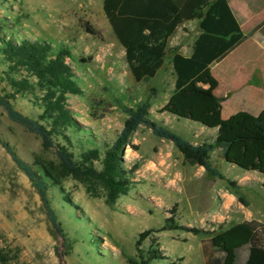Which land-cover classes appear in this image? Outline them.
Wrapping results in <instances>:
<instances>
[{"label":"rangeland","instance_id":"1","mask_svg":"<svg viewBox=\"0 0 264 264\" xmlns=\"http://www.w3.org/2000/svg\"><path fill=\"white\" fill-rule=\"evenodd\" d=\"M3 20L7 21L4 30L8 39L11 36L14 39L28 37L50 44L55 50L65 47L70 51L71 56L65 58V62L72 72L71 80L77 93L66 95L65 107L101 144L113 141L120 132L126 119L122 107H134L148 100L149 118L156 123L161 119L159 113L174 88L169 56L154 78L135 82L128 70L124 50L103 14L102 0H0V22ZM85 24L97 35L87 33ZM181 44L178 31L169 47ZM5 70L0 62L1 94L10 92ZM12 104L29 117L37 118L41 113L33 105L31 96L18 95ZM178 121L171 124L173 130L165 127L185 140L192 135V125L200 126ZM214 137L213 131H207L192 140L211 143ZM0 139L8 143L24 162L37 170L46 169L54 177V181L50 179L48 197L70 244L66 253L31 182L0 145V264L138 262L135 246L138 234L147 229L160 230L172 215L180 226L189 223L193 227L203 225L205 230L218 229L214 223L204 225L198 216L189 215L181 173L171 171L172 166L157 164L154 155L160 147L159 138L145 126H139L131 137L137 149L128 146L123 150L122 158L128 166L137 163L139 167L131 176L130 188L112 205L106 203L107 189L100 181L65 174L54 150L44 149L40 139L11 121L2 107ZM71 142L69 150L77 158L81 146L75 139ZM56 143L67 145L61 138H57ZM213 151L209 158L211 165L218 166L217 169L226 175L255 174L234 166L225 171L223 166L232 165L220 163L223 159L221 148ZM172 161L175 167L181 168V160L173 158ZM250 188L253 191L243 187L241 195L253 208L260 207L264 193ZM153 236L158 250L167 259L151 264H205L202 244L206 236L181 230L158 231ZM149 245L150 241L145 240L140 249L145 251Z\"/></svg>","mask_w":264,"mask_h":264},{"label":"trees","instance_id":"2","mask_svg":"<svg viewBox=\"0 0 264 264\" xmlns=\"http://www.w3.org/2000/svg\"><path fill=\"white\" fill-rule=\"evenodd\" d=\"M102 11L114 38L124 50L135 82L154 78L169 56L174 88L162 112L216 129L213 141L194 145L152 121L148 111L150 103L146 100L134 107H122L126 119L120 132L113 141L101 144L65 107L66 95L77 93L71 80L72 72L65 62V58L71 56L70 51L65 47L55 50L50 44L28 37L8 39L4 30L7 21L3 20L0 22V62L5 66L10 92L0 93V107L7 117L36 135L44 149L54 150L65 174L100 181L107 189L108 205L132 185L131 176L139 164L128 166L122 153L128 146L137 149L131 137L139 126H145L157 138L170 141L186 162L203 167L209 177L225 180L234 189L237 200L248 206L236 183L226 180L209 161L210 153L221 148L225 162L243 171L264 175V111L257 116L241 111L224 120L221 103L215 95L218 83L210 66L243 39L228 0H102ZM193 20L198 21L201 33L193 42L191 55L186 57L179 52V47H169V39L184 22ZM84 29L97 35L88 24ZM18 95L32 97L33 105L41 111L37 118L13 107L12 100ZM57 138L67 145L56 143ZM71 139L81 146L77 158L69 150ZM0 145L31 182L48 222L67 253L70 244L48 197L50 179L54 181V177L46 169L37 170L24 162L1 139ZM172 230L206 236L203 244L206 264H264V224L242 222L228 228L219 225L217 230L210 231L177 225L173 215L160 230L147 229L138 234L135 242L138 262L129 260V264L166 260L153 234ZM145 240H149L150 245L142 251L140 246Z\"/></svg>","mask_w":264,"mask_h":264},{"label":"crops","instance_id":"3","mask_svg":"<svg viewBox=\"0 0 264 264\" xmlns=\"http://www.w3.org/2000/svg\"><path fill=\"white\" fill-rule=\"evenodd\" d=\"M228 4L240 26L243 39L237 47L210 66L211 73L218 83L215 95L221 103V118L224 120L241 111L253 116L264 111V0H228ZM178 31L181 33L183 42L179 46V52L188 57L192 53L195 38L201 33L198 21L184 22L177 28L176 33ZM159 115L161 119L156 120L158 124L168 126L170 129H172L171 124L178 123V120L191 122L186 119H178L166 112L159 113ZM196 127L198 126L192 125L190 128L192 135L189 139L186 138L194 145L201 144L192 140V138H198L199 134L213 131L216 136V129H208L200 125L197 130ZM158 143H160V147L154 158L157 164L163 163L164 166H172L171 171L176 170L181 173L180 177L190 216H198L204 221V225L214 223L216 226L223 225L226 228L251 221L264 224V199L261 200L260 207L253 208L251 202L246 198L248 206H243L234 195V189L225 180L209 177L201 166L188 162L183 163L185 160L170 141L159 139ZM173 158L181 160V168L175 167ZM220 163L231 165L225 162L224 158ZM210 164H212L211 161ZM233 166L223 167L225 171H228L232 170ZM212 167L217 169L218 166ZM218 171L226 180L234 181L240 192H244L243 187L248 189L253 187L264 193V175L262 174L253 172L255 174L244 173L238 177H230L222 170ZM199 198L203 201L200 202ZM189 225V223L184 224V226L193 227ZM196 228L204 229L203 225ZM203 244L202 258L206 264Z\"/></svg>","mask_w":264,"mask_h":264}]
</instances>
